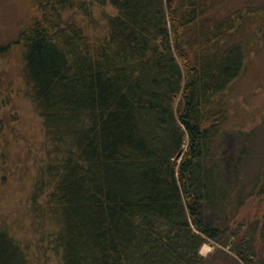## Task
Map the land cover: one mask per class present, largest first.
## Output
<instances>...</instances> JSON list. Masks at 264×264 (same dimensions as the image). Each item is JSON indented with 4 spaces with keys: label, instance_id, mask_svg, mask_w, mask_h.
I'll return each instance as SVG.
<instances>
[{
    "label": "trees",
    "instance_id": "trees-1",
    "mask_svg": "<svg viewBox=\"0 0 264 264\" xmlns=\"http://www.w3.org/2000/svg\"><path fill=\"white\" fill-rule=\"evenodd\" d=\"M108 1L116 14L90 34L71 14L86 12V1L35 0L16 40L0 44V57L16 52L45 136L28 205L0 213V264H46V255L61 264H217L223 254L254 264L235 222L241 161L226 175L217 145L237 118L233 93L247 62L264 46V6ZM5 127L0 116V188L27 171L8 165ZM250 195L264 198V155ZM204 208L225 219L207 223ZM258 231L264 243V224Z\"/></svg>",
    "mask_w": 264,
    "mask_h": 264
},
{
    "label": "rangeland",
    "instance_id": "rangeland-1",
    "mask_svg": "<svg viewBox=\"0 0 264 264\" xmlns=\"http://www.w3.org/2000/svg\"><path fill=\"white\" fill-rule=\"evenodd\" d=\"M34 1L0 0V44L12 43L16 40L20 24L28 19L29 6ZM77 1H86L89 5V9L82 8L87 15L80 8L72 11L71 14L82 20V25L90 34L103 32L109 15L116 14V10L108 0L94 1V4H91V0ZM219 2L217 7L223 12L240 9L245 11L250 4L259 8L264 6V0H219ZM17 60L16 52L0 57V94L3 97L1 104L5 105L0 116L7 126L4 134L8 136L10 142L8 152L12 153L8 165L10 166L11 163L13 169H17L18 166L27 167L26 172H22V175L14 179L10 177L7 186L0 188L3 189L0 213L14 215L16 211L28 205L27 196L32 189L30 178L34 172L32 165L36 159L34 157L38 156L37 159H40L41 148L45 141L42 119L21 91L22 81L18 72L20 62ZM247 63L248 70L233 93L234 106L238 112L237 118L231 129L220 137L217 146L224 157L226 175L230 176L229 164L241 161L235 188L241 192L244 205L240 208L235 222L244 223L241 229L245 231L247 247L254 264H264V243L257 240L258 230L264 224V198L256 199L250 195L264 155V46L259 47V52L252 54ZM15 138L16 142H13ZM27 152L31 153L28 163H25ZM242 152L243 157L239 159ZM203 217L211 225H220L225 219V214H212L209 209L204 208ZM218 246L226 253H231L232 246ZM214 248L213 241H208L202 247L201 254L207 257L213 253ZM46 256L44 258L46 264H61L55 256L48 258ZM217 261V264H236L226 254L219 256Z\"/></svg>",
    "mask_w": 264,
    "mask_h": 264
}]
</instances>
